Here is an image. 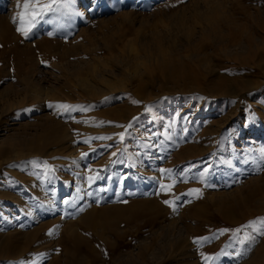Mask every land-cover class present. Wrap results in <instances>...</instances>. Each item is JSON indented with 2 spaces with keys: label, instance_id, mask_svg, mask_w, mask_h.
Here are the masks:
<instances>
[{
  "label": "rangeland",
  "instance_id": "rangeland-1",
  "mask_svg": "<svg viewBox=\"0 0 264 264\" xmlns=\"http://www.w3.org/2000/svg\"><path fill=\"white\" fill-rule=\"evenodd\" d=\"M18 10L0 0V264H264V0H71L27 38Z\"/></svg>",
  "mask_w": 264,
  "mask_h": 264
},
{
  "label": "snow or ice",
  "instance_id": "snow-or-ice-1",
  "mask_svg": "<svg viewBox=\"0 0 264 264\" xmlns=\"http://www.w3.org/2000/svg\"><path fill=\"white\" fill-rule=\"evenodd\" d=\"M56 4L57 7L53 8L52 4ZM71 3V0H52L51 3L46 2V0H17V8L19 9L16 16L13 18V23H17V31L27 38L29 32L36 26V24L44 19V17L48 14L49 11L55 12L61 7H68ZM61 108H67L66 105H60ZM121 139L123 137L121 136ZM172 185H163L161 184V191L170 190ZM194 192L196 190H193ZM169 207H173V205L169 201H164ZM173 211L175 208L173 207ZM260 225L264 226V218L259 221ZM247 227L252 228L253 231H258L253 224L247 225ZM241 229H237L236 233L239 234ZM52 233L50 232L49 235ZM259 234L264 235V229L259 230ZM250 240H255V237H249ZM244 243V241H241ZM246 253L237 252V256L244 255ZM206 261L209 259L208 257L204 258Z\"/></svg>",
  "mask_w": 264,
  "mask_h": 264
},
{
  "label": "bare ground",
  "instance_id": "bare-ground-1",
  "mask_svg": "<svg viewBox=\"0 0 264 264\" xmlns=\"http://www.w3.org/2000/svg\"><path fill=\"white\" fill-rule=\"evenodd\" d=\"M246 17V16H245ZM247 18V17H246ZM226 25L228 26V28H229V30L232 32V33H236V32H238L236 29H234V28H232V24L230 23V22H226ZM238 25V24H237ZM240 25V24H239ZM218 28V27H217ZM239 28H240V26H239ZM207 30V29H206ZM205 31V30H204ZM205 32H207V31H205ZM227 32H229V31H227ZM205 34V33H204ZM232 35H234V34H232ZM238 39H240V38H238ZM257 39V38H256ZM254 40V39H253ZM258 41V40H257ZM228 43L232 46V47H235V49H247V50H249V48L248 47H246V45H245V43H244V41H238L237 40V38H233V40H231V38H230V41H228ZM253 48V47H252ZM197 50H198V52H202L203 51V46H200V47H198L197 48ZM242 50V51H243ZM252 50V49H251ZM226 52V51H225ZM252 53H254L255 51H251ZM227 53V52H226ZM253 55V54H252ZM255 55V54H254ZM259 57V56H258ZM257 62V61H256ZM245 63V62H244ZM225 78V77H224ZM223 88V87H222ZM226 88V87H225ZM222 90V89H221ZM102 92V91H101ZM221 92H223V91H221ZM94 95V94H93ZM58 127H59V125H57ZM55 128V127H54ZM61 129V128H60ZM63 133L64 132H60V131H58V132H55V133H53L52 135H51V137H52V139H53V141L52 142H56V143H61V142H63L64 140H70L69 139V135L67 134V135H63ZM50 136V135H49ZM71 136V135H70ZM65 142V141H64ZM82 177V176H81ZM84 178V177H83ZM81 179V178H80ZM86 180V179H85ZM82 182V181H81ZM86 181L84 182V179H83V186H86L88 183H86ZM90 184V183H89ZM83 186L82 185H80V184H78V187H77V190H82V188H83ZM88 187V186H87ZM76 190V189H75ZM92 226V225H91ZM114 227V226H113ZM95 228H97V227H95ZM113 230V229H112ZM114 231V230H113ZM95 232V231H94ZM116 232V231H115ZM74 243V242H73ZM79 244H80V242H78ZM143 243V242H142ZM124 244H122V246H123ZM83 247V246H82ZM81 246H79L78 244L76 245H74V247H73V254H74V256H76V255H81L82 253H81V250L83 249ZM86 247V246H85ZM118 246L117 245H114V246H110L108 249H109V252L111 253H113V254H111V255H114L115 253H116V251L118 250V248H117ZM124 247V246H123ZM126 247V246H125ZM87 251L89 250V249H86ZM82 251H84V253L83 254H85V250H82ZM87 253V252H86ZM89 253V252H88ZM92 253V252H91ZM118 254V253H117ZM13 255V254H12ZM75 258V257H74ZM86 259V258H85ZM93 262V261H92ZM59 262H57V264H58ZM230 263V262H229ZM228 263V264H229ZM68 264H80V263H76V261L74 260L73 262H69Z\"/></svg>",
  "mask_w": 264,
  "mask_h": 264
}]
</instances>
